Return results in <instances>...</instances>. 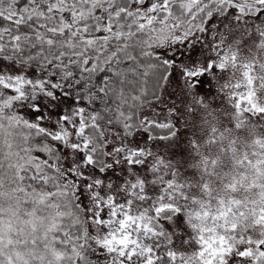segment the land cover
<instances>
[{"label":"snow or ice","instance_id":"6c2138e0","mask_svg":"<svg viewBox=\"0 0 264 264\" xmlns=\"http://www.w3.org/2000/svg\"><path fill=\"white\" fill-rule=\"evenodd\" d=\"M0 264H264V0H0Z\"/></svg>","mask_w":264,"mask_h":264}]
</instances>
